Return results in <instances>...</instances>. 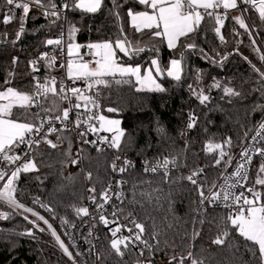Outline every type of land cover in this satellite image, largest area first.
Here are the masks:
<instances>
[{
  "label": "trees",
  "instance_id": "obj_1",
  "mask_svg": "<svg viewBox=\"0 0 264 264\" xmlns=\"http://www.w3.org/2000/svg\"><path fill=\"white\" fill-rule=\"evenodd\" d=\"M62 2L63 0H55L58 6H62ZM120 2L124 3V0ZM129 7L137 11L143 10V6L134 3V0H128V3H124L123 8L119 9L122 19L118 21L109 12L112 8L111 0H105L104 6L97 13L69 9L67 19V25L71 23L79 29L72 36L82 45L106 39L114 41L121 25L130 41H139L141 46L147 48L156 44L158 52L146 50L134 58L126 57L117 50L120 62L132 65L139 63L143 66L142 70L150 66L151 59L158 58L162 66H165L166 76L170 60L179 59L180 53L184 52L182 79L177 82L161 77L167 89L164 93L137 92L129 84L113 83L110 87L101 88L104 113L120 118L126 132L121 152L138 161L156 162L164 157H178L177 170L168 176H152L140 170L125 172L127 187L124 211L134 214L138 222L144 224V236L152 245L159 241V249H154L150 256L153 264H168L166 261L170 256L175 255L179 259L180 256L186 257L189 252L193 253L194 258L203 260L204 264H260L258 252L254 256L248 251L244 239L238 233L233 232L222 246L212 243L223 230L222 217L226 214L213 208L205 210L200 204L197 188L182 177H186L194 169H203L200 181L212 187L219 179L222 167L221 164L215 165L218 154L205 150L207 141L212 138L215 142L222 143L231 137L232 146L230 150L226 146V150L235 155L256 132L258 124L264 121V109L257 108V105L264 106V87H261L264 81H260L259 74L252 69V65H255L264 72V63L259 59L263 54L253 36H249L234 19L236 16H242L238 9L227 15L221 28L226 43L222 44L214 31L218 26L215 19L205 16L190 39L181 38L182 44L194 40L198 45L196 49H186L181 45L176 49H169L165 40H150L146 32L142 34L134 31L126 15ZM7 8L4 0H0V90L11 86L33 95L34 71L29 62L37 59L42 48L50 46L46 41L54 39L53 35L62 29L64 16L56 23H51L54 18L45 17L43 10L33 6L26 19L25 32L16 40L19 30L18 17L23 13L22 10H16L17 19L5 25L3 15ZM247 14L256 34L264 41V22L258 12L249 8ZM237 32L240 35H236ZM3 33H7V37H4ZM200 49L211 59L204 58ZM255 49H259V52ZM13 57H18L16 64H13ZM244 57H247V60ZM212 59L222 60V66L211 62ZM197 70L201 72L200 80L196 79ZM9 72L14 75L10 77ZM214 78L221 83L220 88L211 87ZM5 80H10L11 83L5 84ZM189 85L209 95L210 100L201 105L190 91ZM224 86L232 87L241 95H225L222 90ZM256 88L260 91L253 90ZM110 107L117 111L108 112L107 108ZM22 111L14 108L12 118L20 116ZM29 111L37 113L33 106ZM190 112L197 117V125L188 130ZM27 122L37 126L38 117H32ZM159 127L165 129V135L162 136L157 131ZM69 141L72 157L74 139L70 131L64 132V145L61 148L51 149L44 144L35 145L33 160L37 170L21 172L17 187L18 201L40 212L49 222L50 215L34 201L43 202L52 208L58 217L71 222H78L84 216L82 213L77 215L75 211V208L85 207V191L81 171L72 165L71 158L67 155ZM148 144L152 146L145 150ZM83 149L84 170L92 173L89 187L96 189L95 193L91 192V196L95 195L97 200H100L101 193L107 189L112 178V156L109 153L96 152L88 145H84ZM260 164L258 162L253 170V184ZM133 185L136 186L135 189ZM255 186L264 192V187ZM23 215H13L8 220H0V264H73L54 243L48 231H35L36 239L18 235L17 233L32 228V225L23 219ZM201 220L204 221L203 224L200 223ZM153 232L157 233L155 239ZM195 232H199V235L194 238ZM110 241L109 237L104 238L102 264L135 263L138 254L133 249L121 259L111 250ZM185 262L190 264L189 260Z\"/></svg>",
  "mask_w": 264,
  "mask_h": 264
},
{
  "label": "snow or ice",
  "instance_id": "obj_2",
  "mask_svg": "<svg viewBox=\"0 0 264 264\" xmlns=\"http://www.w3.org/2000/svg\"><path fill=\"white\" fill-rule=\"evenodd\" d=\"M4 3L8 6L7 11L3 15V23L5 25L9 24L13 20L17 19L15 15L16 10H22L23 15L18 17L19 20V30L16 33V40H19L21 35L25 32V23L28 17L31 8L34 6L43 10L42 14L45 17L54 18L51 20V23H56L62 16H64V11L67 9H79L83 13H97L101 10L102 6L105 4V0H71V3L68 0H63L62 6H58L55 3V0H4ZM112 8L109 9L111 15L115 16L119 21L122 19L119 9L123 8L124 3H128V0H124V3H121L120 0H111ZM134 3L143 6V10H134L132 7L127 9V17L130 19L132 28L136 33H147L149 39L159 38L161 41L166 40L167 47L169 49H176L178 45L186 49H196L198 45L193 40L191 43L182 44L181 38L190 39L192 34H195L201 24L205 19V16L213 17L216 24L214 31L219 37L220 42L226 43L225 36L221 34V28L224 25V20L227 17V10L229 9H238L242 13L247 11V8H242L241 5H251L256 8L258 11L259 17L262 22H264V0H241V3L238 5L237 0H134ZM223 8L225 10L224 15H219L216 12V9ZM201 9L203 11H201ZM211 10V11H210ZM66 19V17H65ZM234 19L237 21L239 26L245 29L251 36V32L248 29V25L245 23V20L242 16H236ZM79 29L75 25L69 23L68 25V38L71 41L72 35L77 32ZM235 31V30H234ZM4 37H7V33L2 34ZM240 35V33H236ZM15 43V40L12 41ZM62 39H48L46 41L47 45H61ZM242 43V41H239ZM255 41H253V44ZM87 49L91 51V54L95 57L94 65L90 62L83 61L82 59L75 63L72 59H69L67 62V74L68 78L73 80H82L87 85L85 90H82L77 87H68L67 91L72 93V96L76 98V103L72 104V108L79 109L82 106L85 111L89 113L87 120H80V113H77V119L75 121V127L81 128L82 125H86V130L79 133V136L83 139L88 132L97 134L98 139L94 141L84 140L85 143H91L96 147L97 152L105 151L104 147L99 145H106L108 149L114 150L116 153H119L122 150L123 142L126 137V132L120 127L121 121L109 119L103 114H97L95 109H99V97L101 87H110L113 83L116 85L129 84L135 88L137 92H149V93H164L167 89L164 87L163 80L171 78L173 81H181L182 79V60L184 59V52L180 53V58H173L170 60L169 65L166 69L165 76V66H162L158 58H153L150 61V66L147 69L142 71V65L139 63L132 65L127 63L120 62L121 58L117 55V50L120 53H123L124 56L129 58H134L141 52L146 50L152 52H158L159 49L156 44H152L150 48L141 46L139 41L132 42L128 39L127 34L123 26L119 28V34L117 38L113 41L106 39L100 42L89 43L86 45ZM81 45L72 44L69 42L67 44V53L71 57L74 51L79 54V49ZM94 50V51H92ZM237 52L239 49L237 48ZM259 52V49H255ZM200 53L204 58L211 59L203 49H200ZM217 55H220L217 53ZM226 58V57H224ZM40 59L47 61V66L49 68L53 67L56 62V57H49L48 53H42ZM247 60V57H244ZM259 59L264 63V55H260ZM18 57H13V64H16ZM213 63H219L222 66V60L216 61L211 60ZM32 66V70L38 71L35 67L37 64L36 60L29 62ZM251 64V61H249ZM63 66V65H61ZM153 67L155 68V74L153 72ZM254 72L259 74L260 81H264V72H262L255 65H252ZM13 72H9V76H13ZM134 78V82H133ZM201 72L197 70L196 79L200 80ZM36 81L34 85L35 92L38 95L47 97L49 94H52L55 97H58L61 101L69 100L66 95L65 86L63 82H60L59 88H57V81L55 77L46 78L43 83L40 82L38 77H33ZM259 82V81H258ZM10 80H5V84H10ZM211 87L220 88L221 83L216 81L214 78L213 85ZM261 87H264V83L261 84ZM96 89L93 95H85V91H92ZM190 91L196 96L201 105H204L210 100V96L204 94L203 91H197L189 85ZM223 92L229 97H238L241 95L240 92L235 91L232 87L224 86ZM254 91H260L259 88L253 89ZM210 91V89H209ZM34 96L26 92H21L15 89L14 87H7L4 90H0V164H3V167H0V181H3L2 187H0V206L7 207L11 211H0V220H8L13 215H23L24 213H30L34 219H30L28 215H23V219L32 225L31 229H26L24 232L17 233L18 235H27L32 239H36L35 231L41 233L45 231H50L51 236L54 237L57 245L63 251V253L73 261V264H77L73 253L69 250V247L66 246L64 240L61 239L60 235L57 234V231L53 225L49 222L45 216L39 214L33 208L26 207L23 203H20L16 198V182L19 178L21 172L27 173L33 170H37L36 163L32 158H28L25 162L15 167L14 170L7 168V164H15L16 161L20 160L19 155H11L10 153L14 152L21 144H39L41 140L46 141L52 148L58 146L57 143H54L52 140L47 139L48 134L60 131L59 129L52 127L51 119L49 120V126L47 131L41 136L40 140L26 139L28 134H40L44 125L43 121L40 126H36L34 123L27 122L32 117H39V113H31L29 109L34 103ZM82 101L83 103L81 104ZM71 103V101H69ZM91 105V107H88ZM42 107L41 105H37ZM19 108L22 109L20 116H17L13 119V109ZM257 108L264 109V106L257 105ZM46 111H51V109H45ZM256 108L253 109L255 111ZM70 108H65L62 110V116H55L56 120H60L61 123L68 120ZM108 112H115V108H107ZM21 117L23 119H21ZM95 121L96 123H93ZM197 125V117L194 113H189V122L187 124V129L191 130ZM67 125H65V128ZM256 136L252 137L253 141L257 140L259 137L260 140H264V121H261L257 126ZM157 131L163 136L165 135V129L159 127ZM111 133L110 136L99 135V133ZM183 135V133H182ZM247 137V132L245 133ZM62 137H57V141H61ZM152 145H146V148H150ZM230 150L232 146L231 137L226 138L222 143L215 142L210 138L206 145L205 150L209 153H217L218 157L215 159V165H220L221 162L225 166L231 165L232 156L230 155ZM251 153V155L249 154ZM258 154L261 158H264V148L258 147L257 144L250 145L248 148H245L240 156L241 162L237 164L236 169L232 175H226L224 177V184L220 186V191L215 192L212 189L216 187L215 184L212 185V188L209 189V195L206 196L204 192V183L200 182V175L203 169H194L186 177L182 179H187L191 184L195 185L200 196V204L203 205L205 201L209 204L215 205L217 201L228 209V213L225 217H222L223 230L213 239L212 243L215 245H224L226 239L232 235L233 232L238 233L245 241V246L248 251H251L255 256L258 252L260 264H264V193L258 191L255 185H260L264 187V177L261 174H264V159L259 166L257 172V179L255 184L252 187L241 191L237 194L234 189L244 188V182L248 180V168L246 165L251 163L252 156ZM69 158H71V141H69V151L67 152ZM228 157L225 160V157ZM25 157H29V153H25ZM178 157H173L169 159L164 157L163 159H157L155 163L150 161H145L144 171H151L156 173L158 170L163 169L164 175H169V164L176 166ZM122 161V164L118 166L117 162ZM72 164L79 163L78 159H70ZM111 168L113 172H119L121 174L128 171L129 168H134V164L131 160L122 158L121 155L116 154L111 162ZM10 171V175L8 174ZM83 171V169H81ZM87 179L92 178V173L88 172L86 174ZM234 180V182H232ZM126 181L120 180L117 181V185H123ZM133 185V189H135ZM112 185L109 183L108 188L101 193L100 199L101 202L97 204L98 209H103L104 204H106L112 197L109 194L111 191ZM90 192L95 193L96 189L93 187L89 189ZM245 192L251 193V198L245 194ZM116 198L123 200V192L116 193ZM93 203L97 202L95 195L89 197ZM135 201V191H133V202ZM34 203H39L40 207L45 208L48 212H54V210L43 202L36 200ZM112 212V216L116 217L118 213L123 212L122 208H115ZM22 210V212L20 211ZM76 214L88 215V209L86 207L75 208ZM131 216V213H129ZM128 219V217H124ZM99 221L107 226L110 221L106 216L101 212L99 215ZM41 222L45 227H41ZM134 227L127 228L126 225L119 224L116 220H113L112 223L116 224V227L112 228L111 235L112 239L110 241V248L114 253L119 256L121 259L125 254L131 251L132 248L137 247L142 244L144 247L140 249L139 256L144 257L145 250L149 253V257L152 255L154 249H159V241L156 245L149 244L147 240L143 239V234L145 232V226L143 223H138L135 218H132L129 221ZM67 223V221H63ZM201 224L204 223L203 220L200 221ZM127 228L129 235L124 236L122 234V229ZM138 230V231H136ZM91 234V233H90ZM117 234H120L119 236ZM199 232L194 233L195 236H198ZM153 238L155 239L157 233L153 232ZM91 252L92 250L89 249ZM82 253L77 252L76 256H80ZM185 260H189L190 264H204L203 260H198L193 257V253L189 252L187 256H180L179 259L177 256L173 255L169 257L168 264H185ZM135 264H153L150 258L142 260L137 258Z\"/></svg>",
  "mask_w": 264,
  "mask_h": 264
},
{
  "label": "built area",
  "instance_id": "obj_3",
  "mask_svg": "<svg viewBox=\"0 0 264 264\" xmlns=\"http://www.w3.org/2000/svg\"><path fill=\"white\" fill-rule=\"evenodd\" d=\"M68 2L71 3V0H68ZM237 3L239 5L241 3V0H237ZM241 7L247 8V10L249 8H252L253 10L257 11L256 8L252 7L251 5H241ZM63 11H64L63 27L59 32H57L53 35L54 39H62V43L59 46L50 45V46L44 47L40 50L38 57L36 59L37 64L35 66L38 69V71L34 72V77H38L41 83H43L46 78L55 77L56 81H57V88H59L60 82L62 81L64 86H65L66 95L68 96L69 100L61 101L58 97H55L52 94H49L47 97L38 95L35 92V88H34L33 89V96H34L35 100H34V103L32 106L36 109L37 113H39L37 126H40L41 122L43 121L44 127H43L40 134H28L26 136V139L40 140L41 136H43L44 133L47 131L50 119H51L52 127H55L57 129H59L60 131L48 134L47 139H50L54 143H57L58 146L56 148H52L44 140H41V142L39 144H44L51 149L61 148L64 145V132L70 131L72 133V136L74 139V150H73L71 159H78L79 160V163L72 164V165L75 166L76 168H78L80 171H81V169H83V171H81V175H82L83 184H84V191H85L84 206L88 209V215H84L82 217V219L78 222H71L70 220H68L66 218L58 217L53 212H48L45 208H43V209L47 212L48 215H50V219L52 222V223L51 222L50 223L53 225V227L57 231V234L60 235L61 239L64 240L66 246L69 247V250L73 253V256L75 257V259L77 261V264H102L101 263V255H102L104 238L109 237L110 239H112L113 237L111 235L110 230L112 228L116 227V224L112 223V221L116 220L119 224L126 225L127 228H133L134 226L129 221L132 218H135L136 221L138 222V219L134 214H131V216H129V213H126L124 211L123 203H124V200L126 198L127 183H125L123 185H119V186L117 185V181H120V180L126 181L124 178V173L121 174L119 172H113L112 171V178L110 181L112 188H111V191L109 193L112 198L106 204H104L103 209L97 208V204L101 202V199L97 200L96 203H93L92 200L89 199V197L91 196V192L89 191L90 179L86 178L87 172H85V170H84V152H83L84 149H83V147H84V145H88L92 150L97 152V150H96L97 146H94L91 143H85L84 140L94 141V140L98 139V136H97V134L88 132L87 135L82 139L79 136V133L86 130V125H82L81 128L75 127V121L77 119V113H80L79 118L81 121L87 120L89 113H87L85 111L83 106L79 109L72 108V104L76 103L77 101H76V98L74 96H72V93L67 91V89H68V87H77V88H80L82 90H85L87 88V85L82 80H76L74 82L73 80L68 78L67 62L70 59V57L68 56V53H67V44L69 43L67 19H68L69 9L63 10ZM216 12H217V14L223 16L225 13V10L223 8H219V9H216ZM230 12H231L230 10H227V15L230 14ZM242 16H243V19L245 20V23L248 25V29L251 32V35L253 36L254 40L256 41L261 53L264 55V41L260 40V38L256 34L255 30L251 26L247 11L243 12ZM65 17H66V19H65ZM226 18H225L224 22L226 21ZM42 53H48L49 57H52V56L56 57V62H55V65L53 67L49 68L47 66V61L44 59H40ZM81 55H82L83 61H87V62L92 63L95 60V57L91 54V51L89 49H87L86 45L83 46L82 51H81ZM61 65H63V66H61ZM35 84H36V81L34 80V85ZM95 91H96V89L94 88L90 92L85 91L84 94L85 95H93ZM100 92H101V89H100ZM69 101H71V103H69ZM80 102H81V104L83 103L82 101H80ZM99 103H100L101 107L99 109L94 110L97 112L98 115L101 113H104L101 94L99 97ZM37 105H41L42 107H38ZM88 107H91V105H89ZM65 108H70L71 111L69 112L68 120L61 123L60 120L55 119V116H57V115L62 116V110ZM45 109H51V111H46ZM51 114H56V115H51ZM93 123H96V122L93 121ZM65 125H67L66 128H65ZM257 130L250 138H248L246 140V142L243 144V146L241 147V149L239 150V152L237 154H235V155L230 154L232 156L231 165L225 166L223 161L221 162L222 172H221L219 179L215 183L216 187L214 189H212L213 191L219 192L220 186L224 184V177L226 175H232L234 173L237 164L241 162L240 154L245 148H248L250 145H253L254 143L257 144V146L261 147V148H262V146H264V140H260L259 137H257L256 141H253V139H252V137L256 136ZM99 135L108 136L103 132L99 133ZM57 137H62V140L57 141ZM35 145H37V144H32L31 146H29L28 144H21L18 148H16L15 151L10 153V154L11 155H19L21 157V159L16 161L15 164H7V168L14 170L15 167L22 165L26 159H28V158L33 159V148ZM99 146L105 148V151H103L102 153L111 154L112 160L114 158V155H116V154L121 155L122 158L126 157L127 159L131 160L134 164V168H129L128 170H140V171L144 172L145 174L152 175V176L164 175L163 169L158 170L156 173H153L151 171L145 172L144 166H145L146 160L138 161L136 159L131 158L127 153H123L121 151L119 153H116L114 150L108 149L106 147V145H99ZM26 152L29 153V157H25ZM249 154L251 155V153H249ZM0 158H2V157H0ZM224 159L227 160L228 157L226 156ZM262 159H264V158H261L258 154L252 156L251 163L246 165V167L248 168V180L246 182H244V188L238 187V188L234 189V191L237 194H239L241 191H244L245 189L252 187L254 185L251 182L252 173H253L254 168L258 164V162L259 163L262 162ZM147 161H149V160H147ZM152 163H155V162H152ZM117 164H118V166L121 165L122 161H118ZM3 166H4L3 164H0V167H3ZM176 170H177V164H176V166L169 164V175L173 174ZM8 174L10 175V171ZM20 175H21V173H20ZM20 175H19V178L16 182V188L19 185ZM232 182H234V180ZM3 183H4L3 181H0V187H2ZM107 188H108V186H107ZM210 188H212V187H209L207 184H204V192H205L206 196L209 195V189ZM256 189L258 191H261L262 193H264L260 188L256 187ZM119 192H123V200L122 201L120 199L116 198V193H119ZM245 194L248 195L249 198H251V193L245 192ZM15 195L17 198V191H16ZM114 206H115V208H122L123 209V212L118 213L116 217L112 216V212L115 210ZM201 206L205 210L208 208H213V209L221 210L226 215L228 213V209L224 208V206L222 204H220L218 201L215 205L209 204L207 201H205L204 204ZM8 210L9 209L7 207L0 206V211H8ZM101 212L110 221V223L107 226H105L102 222L99 221V215L101 214ZM124 217H128V219H124ZM63 221H67V223H63ZM45 228H46V226H45ZM127 228L122 229V234L124 236L129 235ZM136 231H138V230H136ZM48 232L51 236L50 231H48ZM117 235L119 236L120 234H117ZM52 239H53L54 243L57 245L54 237H52ZM143 239L147 240L148 243L151 244L149 242V240L147 238H145L144 234H143ZM143 247L144 246L142 244H140L137 247H134L132 249L138 254L139 259H142V260H146L148 258L151 259V257H149V253L147 252V250H145L144 257L139 256L140 249ZM58 248H59V246H58ZM89 249H91L92 251L90 252ZM77 252L82 253V255L76 256ZM70 261L73 263V261L71 259H70ZM166 262L168 263V260ZM185 264H187V263L185 262Z\"/></svg>",
  "mask_w": 264,
  "mask_h": 264
},
{
  "label": "rangeland",
  "instance_id": "obj_4",
  "mask_svg": "<svg viewBox=\"0 0 264 264\" xmlns=\"http://www.w3.org/2000/svg\"><path fill=\"white\" fill-rule=\"evenodd\" d=\"M69 41V40H68ZM69 42H71L72 44H79V45H81V48L79 49V54H77L75 51H74V53H73V55L70 57V59H72L73 60V62H74V64L75 63H77V62H79L81 59L83 60V58H82V55H81V51H82V48H83V46L84 45H82V44H80L79 42H77V40L72 36L71 37V41H69ZM94 51V50H93ZM90 64H93L94 65V62H90ZM143 71V70H142ZM153 72H154V74H155V68L153 67ZM7 87H5V89H6ZM4 90V89H3ZM0 102H2V101H0ZM101 114H103V115H105L107 118H109V119H114V120H119V121H121V123H120V127L123 129V125H122V120L120 119V118H117V117H113V116H109V115H107V114H105V113H101ZM103 133H105V132H103ZM106 135H108V136H110L111 135V133H105ZM262 177H264V174H262L261 175ZM257 179V178H256ZM26 207H29V206H26ZM31 208V207H30ZM35 210V209H34ZM21 211V210H20ZM36 211V210H35ZM22 212V211H21ZM38 212V211H37ZM40 213V212H39ZM24 214H26V215H28L29 216V218L30 219H34L32 216H31V214L30 213H24ZM41 214V213H40ZM42 215V214H41ZM41 225L43 226V227H45V225H43L42 223H41Z\"/></svg>",
  "mask_w": 264,
  "mask_h": 264
},
{
  "label": "crops",
  "instance_id": "obj_5",
  "mask_svg": "<svg viewBox=\"0 0 264 264\" xmlns=\"http://www.w3.org/2000/svg\"><path fill=\"white\" fill-rule=\"evenodd\" d=\"M230 11H234V10H236V9H229ZM201 11H203L202 9H201ZM129 22H130V19H129ZM203 22V21H202ZM201 22V23H202ZM130 25H131V23H130ZM132 27V26H131ZM165 42H166V40H165ZM166 44H167V42H166Z\"/></svg>",
  "mask_w": 264,
  "mask_h": 264
}]
</instances>
